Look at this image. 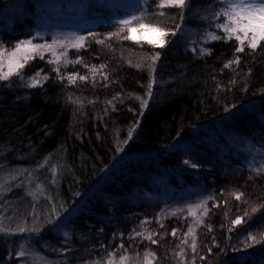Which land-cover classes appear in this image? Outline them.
I'll list each match as a JSON object with an SVG mask.
<instances>
[{
	"label": "trees",
	"instance_id": "1",
	"mask_svg": "<svg viewBox=\"0 0 264 264\" xmlns=\"http://www.w3.org/2000/svg\"><path fill=\"white\" fill-rule=\"evenodd\" d=\"M156 4L0 0L4 47L26 37L104 39L120 31V19L141 11L145 24L169 30L162 48L115 36L105 45L89 40L79 53L67 52L83 63L61 64L57 73L45 53L27 63L22 78L0 80V261L15 260L9 248L22 242L20 264H120L110 254L127 256L129 264L134 252L140 261L153 252L165 262L185 251L190 256L177 264H264V240L245 244L250 235L264 236V172L251 175L223 138L237 134L264 149V42L237 53L235 40H207L206 32L223 35L212 26L223 22L211 18L221 6L216 0H190L183 19L179 8ZM12 23L17 28L10 30ZM154 53L159 59L149 70ZM237 56L238 64L225 67ZM38 72L48 79L30 87ZM200 190L211 197L206 215L169 210L150 225L156 243L148 251L143 241L136 247L134 224L148 209H176ZM237 217L242 223L233 226Z\"/></svg>",
	"mask_w": 264,
	"mask_h": 264
},
{
	"label": "snow or ice",
	"instance_id": "2",
	"mask_svg": "<svg viewBox=\"0 0 264 264\" xmlns=\"http://www.w3.org/2000/svg\"><path fill=\"white\" fill-rule=\"evenodd\" d=\"M141 3H145L146 0H140ZM216 2L221 5L218 10L212 13L213 20H220L223 18V22L215 23L212 25L217 31L223 33V35H218L215 31L206 32L205 38L210 41H220L225 42L230 40H235L237 42V47L235 51L237 53L243 52L245 45L255 51L261 44L264 42V0H216ZM190 0H157L156 8H179L181 10V19H183L184 9L188 7ZM159 15L163 16L164 12L159 11ZM147 16L146 11H141L139 15L132 14L127 18L120 19L118 21V27L120 31L115 33H109L104 39H100L94 33H89L87 37L85 36H72L65 37L63 39L53 38L51 43H34L35 37L29 38L27 40H21L15 43L10 49L5 48L0 42V80H8L13 75L20 76L22 78L21 70L27 65V63L35 57L41 59L44 58L45 53H50L51 58L48 60V63L56 65L53 69L57 73L60 72V65L63 64L64 67H67L68 64L83 63L82 59H77L75 61H70L67 58L68 49H74L77 53L81 49H84L87 46L89 40H94L96 43L105 45L106 41L112 37H118L122 39L132 40L135 43L146 42L153 47H164L168 41L166 37L169 35V30L160 28L159 26L145 24L143 21ZM137 25V27H132V25ZM177 30L180 25H177ZM127 29L128 34L122 36L121 34L124 30ZM137 30L147 33H158L159 35L156 38H152L147 35H141L140 37H135L132 35L133 32ZM172 35H175V31L171 32ZM111 47L110 45H106ZM210 54V50L202 49L201 55ZM159 53H154L151 57L152 64L148 65L149 70L154 68L155 61L159 59ZM231 63H239V57H235L234 61L226 64L225 67H230ZM142 66V65H138ZM101 69L104 68V65L100 66ZM93 73L97 71L95 67L91 69ZM40 77V79H37ZM64 79L63 76L60 77ZM106 78V77H105ZM47 76H41V73H36L35 77L32 78V82L29 84L30 87L38 86L42 83L43 80H47ZM69 83H75L76 75H70L67 77ZM80 80H85L86 77L80 76ZM151 90V85H149V93ZM187 163V162H186ZM259 171L264 172V168H261ZM4 184L0 183V192L4 190ZM242 194H236V199L239 200ZM211 199V197H209ZM206 201H202L200 204L196 205V208H202V216L207 214V208L204 207ZM189 214H192V206H189ZM175 215V213H172ZM202 216L196 218V224L202 223ZM242 223L240 217H237L232 221V225H238ZM163 227V225H161ZM24 228H20L19 231H24ZM231 230V229H230ZM4 229L0 226V232H3ZM209 231L211 228L209 227ZM195 229L190 227L188 235L193 236V242L191 245L192 251L196 250L195 242ZM176 235V230H173L172 233ZM138 236H142V233H136ZM151 241V243H156L152 238V235L144 237ZM261 240H264V236L258 240L255 236H249L245 241L246 246H251L253 244L259 243ZM187 243V241H183ZM121 247H123L121 245ZM211 251V249H209ZM18 255L23 256L24 252H19ZM114 256V254H110ZM149 253H145V260L147 261ZM203 259V257H201ZM128 260L127 256L120 257V264H126Z\"/></svg>",
	"mask_w": 264,
	"mask_h": 264
},
{
	"label": "rangeland",
	"instance_id": "3",
	"mask_svg": "<svg viewBox=\"0 0 264 264\" xmlns=\"http://www.w3.org/2000/svg\"><path fill=\"white\" fill-rule=\"evenodd\" d=\"M11 3L14 2V0H8ZM63 23H65L66 21H62ZM66 24V23H65ZM156 26V25H155ZM10 30L11 29H16L17 27H15V25L12 23L9 25ZM21 34L23 36H26V31L24 27H21L20 30ZM134 36H141V35H147L150 36L152 38H156L159 34L158 33H147V32H142V33H133ZM26 40L28 39L27 37L25 38ZM42 40V39H40ZM21 41V40H20ZM37 40L34 39V43H36ZM44 43V42H41ZM15 45V44H14ZM12 46H7L5 48H11ZM223 138L227 141V145H228V150L231 152H238L240 153L241 156L244 157L243 162H244V168L250 171L251 175H256V173H263L262 171H259L261 168H264V149H262V145L256 146L253 143H251L250 141H247L245 138L241 137L240 135L237 134H231L230 136L225 135L223 136ZM215 142H212V144ZM220 147V146H219ZM228 155V153H226ZM222 156L225 157V154H221ZM209 193L207 191H202L200 190V192H198L196 194V196H194V198L188 197L185 200H182L178 206L176 207V209H173V205L167 206L166 210H161L159 208H150L147 210V212H145L143 214V216L141 217V220L139 222H137L135 225V227L133 228V234H134V238L133 241L136 243V247L138 248L140 245V242H145V249L146 251H148V248L151 247V241L148 239H145L144 237L148 236L151 234L150 232V225L152 224H160L166 217H168L169 213H171V211L169 210H177V209H184V211L182 212H188L189 206H192V214L190 215L191 218L193 219V216L195 215V212L202 209V208H196L195 206L200 204L202 201H209ZM206 205V204H205ZM204 205V206H205ZM186 210V211H185ZM75 215H71L69 219H71V217L74 218ZM164 216V217H163ZM136 233H142V236H138L136 235ZM142 246V245H141ZM141 246L139 247L141 249ZM27 249V246L22 243V242H18L15 244V246L10 247L9 248V252H8V256H12L15 258V260H12V258L7 259L8 260H2L0 261V264H11V260H12V264H20L21 260L23 259V256L18 255L19 252H24V250ZM139 249V250H140ZM135 253V256H133V258L130 260L129 264H177V263H181V260H186L185 257L190 256V254H188L187 251L181 253L180 256H170L168 258H166L165 262H161L158 257L154 256L153 252H149V256L147 261L145 260V255H143V259L144 261H140L141 258L139 259V255L137 256V253ZM152 253V254H151ZM106 259H108V255H103ZM173 258V259H171ZM174 258L178 259L175 260ZM17 259H19V263L17 261ZM112 259L115 260V262L120 261V256H117V254H114V256H112ZM134 261V262H133ZM68 264V263H67Z\"/></svg>",
	"mask_w": 264,
	"mask_h": 264
},
{
	"label": "bare ground",
	"instance_id": "4",
	"mask_svg": "<svg viewBox=\"0 0 264 264\" xmlns=\"http://www.w3.org/2000/svg\"><path fill=\"white\" fill-rule=\"evenodd\" d=\"M83 199H86V198H85V195L83 196L82 200H83ZM86 200H88V199H86ZM89 201H91V202H92V200H91V199H89ZM87 205H88L89 209H92V206H91V205H89V204H87Z\"/></svg>",
	"mask_w": 264,
	"mask_h": 264
}]
</instances>
